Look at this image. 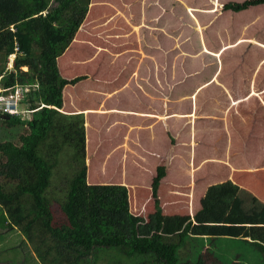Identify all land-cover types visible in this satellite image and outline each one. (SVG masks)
Instances as JSON below:
<instances>
[{
	"label": "rangeland",
	"instance_id": "374dc122",
	"mask_svg": "<svg viewBox=\"0 0 264 264\" xmlns=\"http://www.w3.org/2000/svg\"><path fill=\"white\" fill-rule=\"evenodd\" d=\"M93 1L103 4L88 11L84 28L77 31L64 51L65 70L60 69L68 79L86 76L65 86L63 94L68 90L73 100L66 101L63 112L105 111L81 112L85 120L89 117L100 127L104 123L108 131L97 142L93 126L91 142L89 146L85 144V161L87 169L90 168L87 182L126 185L130 210L147 218L154 211L151 183L161 164L166 167V177L160 185L161 205L167 212L190 214L194 218L202 208L201 198L215 185L213 202L221 195L224 199L220 198L223 204L214 208L209 198L210 211L218 208L214 212L226 211L229 203L234 206L232 215L264 214V47L252 42L264 43V4L233 11L225 10L223 5L244 0H219L220 12H195L208 25L203 33L210 50L217 51L224 44L246 40L217 57L200 53L198 31L190 35L195 21L186 9L187 5H201L205 9L213 5L212 0ZM174 28L183 34L176 41L163 34ZM154 34H160L161 38L151 39ZM177 67L182 71L180 75L177 71L175 77L173 71ZM131 72L136 73L133 79ZM218 72L217 82H212ZM158 75L159 83H165V92L159 93L153 86ZM138 82L156 97L165 95V103L171 107L157 108L155 104L149 109H140ZM203 84L208 85L201 89ZM251 92L255 94L250 95ZM175 96L178 97L173 99ZM243 98L246 99L239 101ZM20 108L21 114L31 117V112L24 111V104ZM191 112H197L192 122L194 141L187 128L189 117L180 116L182 125L175 126L177 129L168 127V122L174 123L176 114ZM146 113L169 115V118L144 116ZM153 151L160 152L161 156L152 155ZM63 169L67 176L54 181L50 188L53 194L65 192L64 180L70 174V167ZM252 248L236 239L207 240L202 256L206 264H214L216 258L208 250L225 259L232 254H245L242 264H262L261 256L253 253ZM25 251L36 257L32 245H26ZM113 252L99 250L86 263L92 264L96 259V264H113ZM182 253L184 257L186 250ZM119 264L127 263L122 259Z\"/></svg>",
	"mask_w": 264,
	"mask_h": 264
},
{
	"label": "trees",
	"instance_id": "16d2710c",
	"mask_svg": "<svg viewBox=\"0 0 264 264\" xmlns=\"http://www.w3.org/2000/svg\"><path fill=\"white\" fill-rule=\"evenodd\" d=\"M212 3L211 9L188 7L197 31L203 27L195 12H219V0ZM98 4L103 3L0 0V92L11 89L1 94L2 102L11 97L10 93L20 91L16 95L17 112L0 109V262L87 264L89 256L99 250H113V264H119L122 259L127 264H206L202 253L207 240L229 238L250 244L264 264V214L232 215L234 206L229 203L226 211L214 212L219 208L210 211L209 198L214 208L223 204L221 199H224L221 195L213 202L215 185L201 198L202 208L194 218L190 214L167 212L161 205L160 187L166 167L159 165L151 183L154 211L145 218L130 210L126 185L87 182L90 168L87 169L85 161V144L89 146L91 130L93 126L98 130V126L89 117L85 121L83 113L60 111L68 99L73 100L68 90L63 94L65 86L86 78L80 75L68 79L61 70L66 65L64 51L77 31L84 28L88 11ZM259 4H264V0L233 1L223 7L241 11ZM243 41L246 40L239 39L236 44ZM252 42L264 47V43ZM236 44H224L217 51L205 49V52L221 57ZM12 56L15 57L10 67ZM218 74L213 75L212 82L217 81ZM23 104L31 117L21 114ZM78 112L105 113L98 109ZM149 116L164 120L169 117ZM180 116L196 119L197 112ZM191 139L195 140L193 126ZM65 166L70 167V174L64 180L65 192L53 194L50 188L54 181L67 176ZM24 244L32 245L35 258L26 253ZM184 250L186 255L181 257ZM208 253L216 258L214 264H242L245 255L232 254L225 259L209 250ZM92 264H96V259Z\"/></svg>",
	"mask_w": 264,
	"mask_h": 264
},
{
	"label": "crops",
	"instance_id": "0c3cea01",
	"mask_svg": "<svg viewBox=\"0 0 264 264\" xmlns=\"http://www.w3.org/2000/svg\"><path fill=\"white\" fill-rule=\"evenodd\" d=\"M166 1H169V0H166ZM179 1H183V0H179ZM170 2V1H169ZM184 2V1H183ZM185 3V2H184ZM190 5H187L186 6V9H188V7H189ZM213 6V5H212ZM212 6H210V7H207V8H205V9H211L212 8ZM256 6V5H255ZM192 7H195V8H202L201 7V5H192ZM252 7V6H251ZM197 12H200V11H197ZM204 13V12H203ZM208 13H211V12H208ZM196 14V13H195ZM196 19H198V21H199V23H200V25H202V27H203V29L201 30V31H198V34H199V39H200V42H201V45H202V47H201V49L199 50L200 51V53L201 52H203V53H207V54H210V53H208V52H205V49H209L208 48V46H207V43H206V38L204 37V33H203V31L205 30V28L208 26L207 25V23L205 22V21H203L202 19H200L199 18V16L198 15H196ZM195 21V20H194ZM189 23V22H188ZM184 24V23H183ZM182 25V24H181ZM181 25H179L178 27H177V29L179 28V27H181ZM209 28V27H208ZM166 29V28H165ZM192 32L190 33V35L192 36L193 34L192 33H195V31H197L196 29H195V27H194V25L192 26ZM163 33V32H162ZM161 34V33H160ZM160 34L159 35H153L152 37H151V39H154V38H161L160 37ZM164 34V36H166V37H168V38H172L174 41H176L177 40V38H178V40H179V37H182L183 36V34H182V31L181 30H178L177 32H176V29L174 28L172 31H169L168 30V32H166V33H163ZM212 51V50H211ZM212 55V54H211ZM161 63H163L162 61H161ZM139 64V63H138ZM138 69H139V67H137ZM137 68H134V69H137ZM133 69V70H134ZM133 70H132V72H133ZM159 70H162V66L161 67H159ZM180 70L182 71V68L181 67H177L174 71H173V75L176 77V75H178L177 74V71H178V73H179V75L181 74L180 73ZM132 72H131V74H132ZM95 73V72H94ZM159 73H160V71H159ZM96 74V73H95ZM130 74V75H131ZM135 72L130 76V78L131 79H133V77L135 76ZM156 74H157V72H156ZM176 74V75H175ZM151 76V75H150ZM150 76H148V77H150ZM164 76V75H163ZM147 77V78H148ZM162 78H164V77H162ZM129 79V78H128ZM160 82V79H159V75H158V79H157V82L155 83H153V86L157 89V91L160 93V92H165V89H166V87H165V83H164V81H163V84H160L159 83ZM215 82H217L216 80H215ZM212 83V82H211ZM128 85H130V83H128ZM138 85L139 86H137V88H138V90H136V92H137V94H138V97L140 98V106H139V108L140 109H144V110H146V109H149V108H151V107H153V106H155V104H157V108H163L164 109V107L166 106V107H171V105L169 104V103H165L166 102V97H165V95H163V97L162 98H160V97H156L155 95H152L151 93H150V91L148 90V89H145V87H144V85H142L140 82H138ZM206 86H204V88H205ZM203 88V87H202ZM201 88V89H202ZM199 89V88H198ZM174 90V89H173ZM164 94V93H163ZM158 96H159V94H158ZM178 97V96H177ZM176 96L175 97H173V99H176L177 98ZM160 101V104L158 105V102ZM176 101V100H175ZM181 102H179V104H180ZM175 104H176V102H175ZM174 104V105H175ZM174 108H175V106H173ZM136 109H138V108H136ZM153 109H155V108H153ZM166 109V108H165ZM140 111V110H139ZM134 114L136 115L137 113L136 112H134ZM147 115H144V116H148L149 117V114L148 113H146ZM163 115V114H162ZM151 117V116H150ZM169 118V117H168ZM84 119H85V117H84ZM193 118H188L187 119V121L189 120H192ZM166 120V119H165ZM194 120V119H193ZM86 121V120H85ZM193 122H195V121H193ZM85 124V123H84ZM187 124H188V126H187V128L189 127V131H190V135H191V129H192V126H193V123H190V122H187ZM103 125H104V123L102 124V126L100 127V125L97 123V126H98V130H94V132H96L97 134H95V136H96V138H97V142H99L101 139L103 140L104 139V137L101 135L102 133H106L107 134V130L105 129V126L103 127ZM128 125H129V123H128ZM180 125H182V120H181V118H180V114H178V116L176 117V119H174V123H171V122H168V127L169 128H178ZM175 126H178V127H175ZM128 127V126H127ZM179 131V130H178ZM85 133H86V126H85ZM120 136H122V133H120ZM130 138H131V133H130ZM129 139V138H128ZM87 140V139H86ZM131 140V139H130ZM132 141V140H131ZM160 153V152H159ZM159 153H156L155 151H153L151 154L152 155H154V156H156V157H160L161 156V154H159ZM157 155H160V156H157ZM161 165V164H160ZM159 166V165H158ZM142 172H144V169L143 170H141ZM166 177V176H165Z\"/></svg>",
	"mask_w": 264,
	"mask_h": 264
},
{
	"label": "clouds",
	"instance_id": "9594fccd",
	"mask_svg": "<svg viewBox=\"0 0 264 264\" xmlns=\"http://www.w3.org/2000/svg\"><path fill=\"white\" fill-rule=\"evenodd\" d=\"M197 12V11H196ZM220 12V11H219ZM189 13V12H188ZM192 16L191 17H193L194 18V15L193 14H191ZM194 20V19H193ZM11 91V89H9V90H4L3 89V91L2 92H0V109H2V108H5L7 111H9V112H17V98H16V95L18 94V95H20V91L19 90H16V93L15 94H13V93H10V98H7V99H5V102H2V98L4 97L3 95H1L2 93H9ZM16 99H14V98ZM60 111L61 112H63L62 111V109H60ZM64 113H66V112H64ZM79 113H81V112H79ZM73 114H75V113H73Z\"/></svg>",
	"mask_w": 264,
	"mask_h": 264
},
{
	"label": "bare ground",
	"instance_id": "6f19581e",
	"mask_svg": "<svg viewBox=\"0 0 264 264\" xmlns=\"http://www.w3.org/2000/svg\"><path fill=\"white\" fill-rule=\"evenodd\" d=\"M14 57L15 56H12L11 58H12V61H10L11 62V65H10V62H9V66H12L13 65V61H14ZM11 58H10V60H11ZM25 68V67H24ZM27 69V68H26Z\"/></svg>",
	"mask_w": 264,
	"mask_h": 264
}]
</instances>
